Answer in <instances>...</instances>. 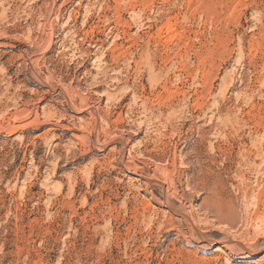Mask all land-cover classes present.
<instances>
[{
  "label": "rangeland",
  "instance_id": "rangeland-1",
  "mask_svg": "<svg viewBox=\"0 0 264 264\" xmlns=\"http://www.w3.org/2000/svg\"><path fill=\"white\" fill-rule=\"evenodd\" d=\"M0 264H264V0H0Z\"/></svg>",
  "mask_w": 264,
  "mask_h": 264
},
{
  "label": "bare ground",
  "instance_id": "bare-ground-1",
  "mask_svg": "<svg viewBox=\"0 0 264 264\" xmlns=\"http://www.w3.org/2000/svg\"><path fill=\"white\" fill-rule=\"evenodd\" d=\"M259 228V227H258Z\"/></svg>",
  "mask_w": 264,
  "mask_h": 264
}]
</instances>
